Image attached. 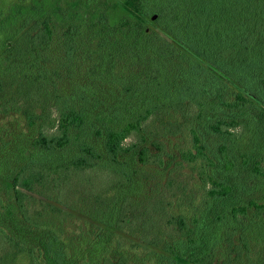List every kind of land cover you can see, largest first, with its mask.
<instances>
[{
  "label": "trees",
  "instance_id": "16d2710c",
  "mask_svg": "<svg viewBox=\"0 0 264 264\" xmlns=\"http://www.w3.org/2000/svg\"><path fill=\"white\" fill-rule=\"evenodd\" d=\"M127 1L0 0V116L28 125L0 145L2 264H264V0ZM155 121L200 178L178 210L143 184L174 157Z\"/></svg>",
  "mask_w": 264,
  "mask_h": 264
},
{
  "label": "rangeland",
  "instance_id": "374dc122",
  "mask_svg": "<svg viewBox=\"0 0 264 264\" xmlns=\"http://www.w3.org/2000/svg\"><path fill=\"white\" fill-rule=\"evenodd\" d=\"M127 4L131 7L134 6V0L127 1ZM152 19H155L152 17ZM214 70V68H211ZM232 87L235 89H239V87L235 84H231ZM53 109V108H52ZM42 110L40 106L38 107L37 111ZM55 111H51V115L53 117ZM51 127V126H50ZM147 127L150 129H153L152 136L155 138H162L165 143V147L160 152L163 154L166 153H173L174 157L168 158L166 157V160L169 161L168 164H166V167L164 171L160 168L158 165V162H149L145 164H140L139 166L142 169V178H143V184L145 183V187L149 189L148 191L152 194L154 192H158V196L165 194L167 199H170L173 201L172 209L178 210V203L179 198L183 194H189L193 190L198 191L197 184L200 183V178L198 174H195L193 172V166L191 163L185 161L182 166H177L176 163L180 160L181 156L179 154V149L182 147H185L187 145L186 138L182 133H179L175 136L173 135H158V131H160V123L155 121L152 123H148ZM27 120L26 116L23 113V110H17L13 113H10L6 116H0V145L3 142V140H10L13 138L11 136L13 133H16L20 129H27ZM213 140V139H212ZM211 143V141H210ZM212 147L216 148L217 146L214 143H211ZM156 152V150H154ZM159 152V151H157ZM2 157V154H0ZM67 175L69 176L70 181L72 182V185L78 187V192H71V201L76 200L81 201L79 199V196L81 195V192L84 190L83 186H85L86 183H89L91 181V174L84 173L83 169H77V170H69L67 171ZM169 180H174V187L171 191H169L168 184L170 183ZM113 178L111 180V183L113 184ZM10 185H0V197L4 198L5 194H9L10 196ZM37 188H40V185H38ZM30 196L31 199H33L34 202H37L35 199H41L42 197L33 192V191H27L25 190ZM44 191L48 192L49 194L53 193L52 189H48L47 186L44 187ZM137 198V196H135ZM52 200H47L53 203L55 206H57L58 209L62 208L61 211L56 210L61 217V219L65 222H67V226L72 227L77 226L78 223H81L83 225V228H86V224L90 220H94L93 218H90L87 214L82 213L79 209L72 208L71 206H66L64 203L57 201L56 199L51 198ZM9 201V200H8ZM38 203V202H37ZM73 204V203H72ZM61 213V214H60ZM135 216V215H134ZM132 216V220L139 222L138 218ZM55 221H58V217H56ZM96 221V220H94ZM55 223V222H52ZM128 224V222L126 223ZM99 227L103 225L102 222H98ZM104 226V225H103ZM98 227H96L97 229ZM117 235L120 234L117 238H121L123 232L116 231ZM125 233V232H124ZM138 233L137 235H139ZM127 237L129 239H135L132 234H127ZM137 239V238H136ZM6 248L0 245V256L2 257L3 252H5ZM3 262L0 258V264Z\"/></svg>",
  "mask_w": 264,
  "mask_h": 264
},
{
  "label": "water",
  "instance_id": "95a60500",
  "mask_svg": "<svg viewBox=\"0 0 264 264\" xmlns=\"http://www.w3.org/2000/svg\"><path fill=\"white\" fill-rule=\"evenodd\" d=\"M153 18H156V15H153Z\"/></svg>",
  "mask_w": 264,
  "mask_h": 264
}]
</instances>
